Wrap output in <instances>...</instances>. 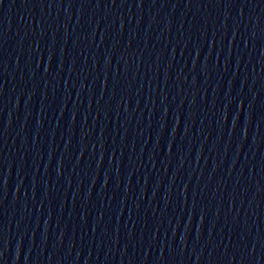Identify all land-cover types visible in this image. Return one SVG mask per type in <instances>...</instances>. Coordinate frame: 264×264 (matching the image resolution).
Listing matches in <instances>:
<instances>
[{
  "label": "water",
  "instance_id": "95a60500",
  "mask_svg": "<svg viewBox=\"0 0 264 264\" xmlns=\"http://www.w3.org/2000/svg\"><path fill=\"white\" fill-rule=\"evenodd\" d=\"M0 264H264V0H0Z\"/></svg>",
  "mask_w": 264,
  "mask_h": 264
}]
</instances>
